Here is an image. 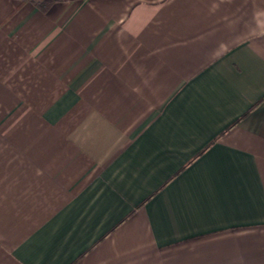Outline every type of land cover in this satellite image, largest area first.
Here are the masks:
<instances>
[{"label":"crops","instance_id":"0c3cea01","mask_svg":"<svg viewBox=\"0 0 264 264\" xmlns=\"http://www.w3.org/2000/svg\"><path fill=\"white\" fill-rule=\"evenodd\" d=\"M0 264H264V0H0Z\"/></svg>","mask_w":264,"mask_h":264},{"label":"trees","instance_id":"16d2710c","mask_svg":"<svg viewBox=\"0 0 264 264\" xmlns=\"http://www.w3.org/2000/svg\"><path fill=\"white\" fill-rule=\"evenodd\" d=\"M49 2H46L44 5H48Z\"/></svg>","mask_w":264,"mask_h":264}]
</instances>
